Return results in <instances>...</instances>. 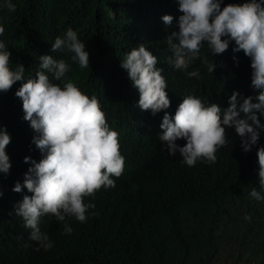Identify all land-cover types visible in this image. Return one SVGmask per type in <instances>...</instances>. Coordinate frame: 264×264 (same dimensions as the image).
<instances>
[{
  "label": "trees",
  "instance_id": "obj_1",
  "mask_svg": "<svg viewBox=\"0 0 264 264\" xmlns=\"http://www.w3.org/2000/svg\"><path fill=\"white\" fill-rule=\"evenodd\" d=\"M6 2L0 0L5 27L0 41L12 53V68L23 64L27 80L39 70V56L65 60L70 71L63 81L47 73L50 80L61 86L71 81L98 98L109 126L119 133L125 168L119 178L113 177L114 188H102L85 199L95 204L86 222L41 217L39 227L53 247L40 248L16 215L23 196L32 193L26 188L13 191L17 182L23 185L31 161L42 159L32 142L36 133L23 119L22 100L15 95L25 81L0 92V127L11 136L6 147L11 168L0 173V264H264V200L250 196L252 188L264 195L256 155L264 147V130L245 153L241 137L227 127L228 144L217 151V161H198L194 167L183 163L178 152L168 155L159 140L165 112L174 116L188 95L225 109L234 91L242 97L258 94L251 86V60L243 51L233 52L234 41L216 56L206 44L201 49V57L216 65L214 72H208L201 59L187 70H177L168 63L166 37L177 30L182 15L178 0H10L15 12ZM245 2L250 0H223L221 7ZM164 15L173 16L171 26L163 23ZM68 28L85 43L88 68L81 69L67 49L51 51L56 37H63ZM141 44L157 56L171 101L155 115L137 106L138 90L120 66ZM196 70L199 77L188 76ZM257 115L264 125V115ZM25 157L31 160L25 163ZM246 214L251 221L244 219ZM65 223L73 229L71 234L64 233Z\"/></svg>",
  "mask_w": 264,
  "mask_h": 264
},
{
  "label": "clouds",
  "instance_id": "obj_2",
  "mask_svg": "<svg viewBox=\"0 0 264 264\" xmlns=\"http://www.w3.org/2000/svg\"><path fill=\"white\" fill-rule=\"evenodd\" d=\"M222 2L178 0L182 15L178 17L177 30L166 37L171 52L168 63L177 70H187L193 61L201 59L208 72H214L216 65L201 57V49L206 44L216 56L224 53L234 41L233 52L243 51L251 60V86L258 94L242 97L234 91L225 109L217 103L188 95L178 105L174 116L165 112L159 140L166 145L168 155L175 156L178 152L188 167H194L198 161L210 164L217 161V151L228 144L227 127H234L241 137L245 153L257 144L260 131L264 130L257 115H264V0L221 7ZM5 6L11 12L16 11L10 0ZM161 19L166 26L172 25L173 16L164 15ZM4 33L5 27L0 21V36ZM63 49L73 53L71 58L81 69L90 66L85 43L72 28H68L63 37H56L51 46L52 52ZM11 56L6 44L0 41V92L9 91L17 81H25L15 95L22 100L23 119L36 133L32 142L42 153L39 162L31 161L32 167L25 173L23 185L17 182L13 188L17 193L24 188L32 193L23 196L16 206V215L31 230L29 238L48 251L53 242L39 227L41 217L52 215L60 222L66 218L86 222L89 209H94L95 204L86 203L85 199L94 198L102 188L115 187L113 177L123 174L125 157L120 152L119 133L109 126L98 98L89 97L71 81L61 86L50 80L47 73L63 81L70 71L65 60H56L52 55L39 56L35 77L25 80L24 65L18 63L13 69ZM157 63V56L141 44L131 49L120 65L138 90L137 106L153 115L171 105L163 69L158 68ZM188 76L199 77V71L188 72ZM180 139L186 141L184 146L177 144ZM10 142L11 136L0 127V173L6 174L11 168L6 153ZM256 155L258 182L264 191V147H259ZM30 160V157L24 158L25 163ZM250 196L257 201L264 200V195L256 188H252ZM244 219L251 221V216L246 214ZM72 232L65 223L64 233Z\"/></svg>",
  "mask_w": 264,
  "mask_h": 264
}]
</instances>
